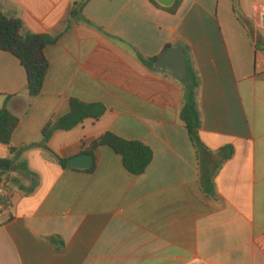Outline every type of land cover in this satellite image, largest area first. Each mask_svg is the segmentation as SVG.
<instances>
[{
  "label": "crops",
  "instance_id": "obj_1",
  "mask_svg": "<svg viewBox=\"0 0 264 264\" xmlns=\"http://www.w3.org/2000/svg\"><path fill=\"white\" fill-rule=\"evenodd\" d=\"M83 1L0 0L27 33L60 36L33 99L20 61L0 50V110L20 120L12 147H29L28 172L11 174L12 209L0 211V264H264V0H240L244 21L233 0H184L176 14L151 0H90L72 19ZM167 46L198 77L204 150L180 118L182 83L138 59ZM73 99L106 113L55 133L50 151L68 162L113 132L152 149L143 175L110 147L89 170L41 147ZM14 157L0 146V159Z\"/></svg>",
  "mask_w": 264,
  "mask_h": 264
},
{
  "label": "trees",
  "instance_id": "obj_2",
  "mask_svg": "<svg viewBox=\"0 0 264 264\" xmlns=\"http://www.w3.org/2000/svg\"><path fill=\"white\" fill-rule=\"evenodd\" d=\"M90 0L76 4L71 12L72 19L81 17L83 10ZM156 6L166 10L170 14H176L184 0H176L170 8L158 5ZM234 10L240 20L244 21L240 11V0H233ZM71 28L70 24L67 29ZM60 36L50 35H32L26 32L23 23L20 20L9 18L0 9V50L11 54L18 59L27 75V91L30 99L38 97L44 88L48 72V59L46 48L59 40ZM170 48L167 46L164 53ZM264 49V48H262ZM163 53V54H164ZM138 59L150 70L154 71L159 57L146 59L140 54ZM184 92V105L180 112V118L184 123L189 137L194 146L199 150L205 147L201 141L200 130L202 127L201 114L197 102V92L199 89V80L196 72L189 67L185 81L181 84ZM106 113V107L102 104H85L79 100H71L69 113L55 121H49L42 129L43 143L41 147L52 153V155L66 168L67 161L59 158L48 148V143L57 132H68L80 126L85 120H99ZM20 120L7 108L0 110V146L6 147L11 154H15L13 159H0V183L12 182L11 174L13 172H28V166L25 162L19 161L22 151L28 149L25 147L19 151L12 147V137L18 128ZM101 147H110L118 154L124 163L126 170L133 176L143 175L154 159V153L150 147L142 142L128 141L113 132H107L100 138L91 142L86 150L92 156ZM14 183V180H13ZM35 176L31 188L26 193H32L36 187ZM52 242L57 246H62L56 240Z\"/></svg>",
  "mask_w": 264,
  "mask_h": 264
},
{
  "label": "water",
  "instance_id": "obj_3",
  "mask_svg": "<svg viewBox=\"0 0 264 264\" xmlns=\"http://www.w3.org/2000/svg\"><path fill=\"white\" fill-rule=\"evenodd\" d=\"M165 8L172 7L176 0H155ZM264 26V18H263ZM155 71L168 74L174 77L178 82L183 83L188 73L186 54L182 48L168 49L158 60ZM94 165V156L82 154L67 162V167L77 170H89Z\"/></svg>",
  "mask_w": 264,
  "mask_h": 264
},
{
  "label": "built area",
  "instance_id": "obj_4",
  "mask_svg": "<svg viewBox=\"0 0 264 264\" xmlns=\"http://www.w3.org/2000/svg\"><path fill=\"white\" fill-rule=\"evenodd\" d=\"M256 10L263 25L264 5L257 7ZM9 184V182L5 181L0 183V211L2 213L8 212L12 209L11 190Z\"/></svg>",
  "mask_w": 264,
  "mask_h": 264
}]
</instances>
